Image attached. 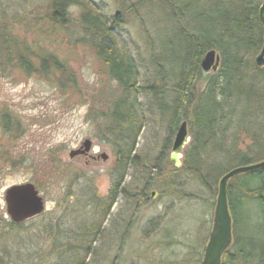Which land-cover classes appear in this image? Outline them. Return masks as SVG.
Segmentation results:
<instances>
[{"label": "trees", "instance_id": "obj_1", "mask_svg": "<svg viewBox=\"0 0 264 264\" xmlns=\"http://www.w3.org/2000/svg\"><path fill=\"white\" fill-rule=\"evenodd\" d=\"M115 2L117 11L110 18L101 14L91 0H50L45 15L46 22L63 29L70 25V12L76 9L79 28L76 42L93 51L102 66V74L109 83L115 84L114 88L102 94L95 91L98 97L105 98L102 110L87 117L95 125V139L109 146L115 156L114 166L109 172L107 195L96 200L100 205L102 221L109 216L118 195L138 209L153 190L162 197L179 195L186 190L183 176L187 174L203 186L213 181L216 193L217 178L228 170L264 160V68H258L254 63L264 43V30L258 18L259 1L182 0L178 11L170 5V0ZM166 3L169 14L180 25L178 43L172 44L178 47L170 57L164 58L163 52L158 51L161 46L160 34H148L150 50L146 62L150 76L147 74V81L141 85L140 63L119 44L114 30L128 19L143 21L147 7L156 6L162 10ZM8 34L1 26L0 65L14 63L25 75L35 74L44 79L58 74L55 83L59 90L65 92L68 83L75 93L77 82L71 70L55 57L35 55L26 48L27 51L22 50L24 48ZM210 50L220 55V66L214 73H205L200 61ZM76 93L79 94V90ZM241 97L243 111L249 114L246 118L248 131H244L243 135L250 140V145L241 162L213 173L203 160L205 149L218 138L221 139L222 135L236 132V107ZM140 98L145 100L141 101ZM92 99V106L96 107L98 98L92 96ZM166 112V129L170 135L175 134L182 121H187L192 135L189 146L183 152L180 168L170 162L166 153L163 156L162 150L153 162L147 161L145 155L135 154L142 129L151 126V116L155 114L164 119ZM1 119L6 133L20 132V125L12 121L10 114L3 113ZM237 136H240L238 129ZM170 146L166 140L165 148ZM164 165L166 170L162 167ZM61 167L63 169L58 170V179L70 177L69 166L61 164ZM49 169L46 167L47 172ZM129 170L133 171L130 181L124 184ZM52 178L49 177V180ZM234 179L236 182H231ZM87 180L76 174L75 182L71 180L67 186L68 195L72 184L79 187L77 181L86 182L83 188L88 193L92 186ZM35 187L44 190L47 186L36 183ZM263 191L264 170L240 175L228 183L227 200L233 233L243 226V236L241 234L239 238L233 235V244L224 254L221 264H264ZM255 205L261 207L258 218L249 212V208ZM21 227L22 224L15 225L0 216V264H26L20 258L21 251L29 248L31 242L18 238L17 230ZM78 229L73 235L76 239L74 245L61 243V237L53 238L56 241L53 245L54 264H85L88 256H100V250L95 245L96 236L100 235V225ZM49 256L39 251L35 260L45 262Z\"/></svg>", "mask_w": 264, "mask_h": 264}, {"label": "rangeland", "instance_id": "obj_2", "mask_svg": "<svg viewBox=\"0 0 264 264\" xmlns=\"http://www.w3.org/2000/svg\"><path fill=\"white\" fill-rule=\"evenodd\" d=\"M91 1L106 18L117 11L115 0ZM258 1L260 5L263 0ZM49 2L0 0V27L3 26L8 35L15 38L16 44L24 48L22 50L58 59L74 73L79 90V94L77 90L72 92L68 83L65 92L59 90L55 83L58 74L44 79L35 74L25 75L14 63L0 65V216L8 220L3 200L7 188L24 183L47 186L44 190H38L44 199L45 211L22 223V227L17 230L20 240L31 242L29 248L22 249L20 258L26 264H54L53 245L56 241L53 238L61 237V243L74 245L78 228L100 225V235L96 236L95 245L101 254L98 257L88 256L85 264H200L212 226L221 177L217 178L215 193L213 181L203 186L187 174L183 176L186 190L176 197H162L153 190L150 193H155V196L145 199L138 209L118 195L109 216L101 220L100 205H97L96 200L107 195L109 172L114 166L115 156L109 146L95 139V125L87 117L102 110L105 98L98 97L95 91L102 94L114 88L115 84L109 83L102 74V66L93 51L76 42L79 34L78 11L71 10V23L66 28L53 27L45 20ZM181 4L182 0H170V5L176 11ZM147 9L143 21L128 19L114 30L119 44L140 63L141 85L147 81V74L150 76L146 62L150 50L148 34H160L161 46L158 51L168 58L178 47L172 44L178 43L180 27L169 14L167 3L162 10L156 6ZM33 61L36 62V59ZM92 96L98 98L96 107L92 106ZM3 113L10 114L12 121L20 125V132L4 131L1 122ZM248 116V112L243 111L241 97L235 117L240 136H237L236 129V134H224L205 149L203 160L213 173L241 162L250 145V140L243 135L244 131H248ZM167 119V112L164 119L155 114L151 116V126L142 129L135 154L145 155L147 161L153 162L162 150L163 156L166 153L170 160L175 134L168 133ZM187 131L191 142L188 123ZM85 140L91 141L89 153L71 158L69 153L80 149ZM166 140L171 145L168 149L165 148ZM97 154H106L108 159L92 160ZM61 164L69 166L70 177L58 179L63 169ZM46 167L50 168L48 172ZM162 167L167 169L165 165ZM51 168L52 172H49ZM132 172L129 170L124 184L130 181ZM76 174L83 176L84 180L89 179L93 189L90 188L87 193L83 188L86 182L77 181L82 184L81 187L72 184L68 195L67 186L71 180L75 182ZM49 177H53V180H49ZM231 182L235 183L236 179ZM84 195L86 197H82ZM255 206H251L249 212L258 218L261 207ZM241 234L243 236V226L233 233L234 237L239 238ZM39 251L51 256L39 263L35 260Z\"/></svg>", "mask_w": 264, "mask_h": 264}, {"label": "water", "instance_id": "obj_3", "mask_svg": "<svg viewBox=\"0 0 264 264\" xmlns=\"http://www.w3.org/2000/svg\"><path fill=\"white\" fill-rule=\"evenodd\" d=\"M258 18L264 30V0L258 9ZM258 68H264V43L254 60ZM220 66V55L215 50L204 54L200 61L203 72H216ZM190 142L187 122L182 121L176 132L170 151V161L176 168L181 167L182 150ZM91 149V141L85 140L80 149L72 150L69 156L86 155ZM103 161L108 159L102 154ZM264 170V160L247 166L234 167L221 176L218 183V195L214 207L212 226L207 242L202 250L200 264H221L224 254L233 243V223L227 200V186L231 179L246 174H254ZM155 196V193H153ZM264 202V191L262 193ZM6 216L15 225L40 216L45 211V202L39 191L32 183L13 185L3 193Z\"/></svg>", "mask_w": 264, "mask_h": 264}, {"label": "flooded vegetation", "instance_id": "obj_4", "mask_svg": "<svg viewBox=\"0 0 264 264\" xmlns=\"http://www.w3.org/2000/svg\"><path fill=\"white\" fill-rule=\"evenodd\" d=\"M94 158L95 159H98V158H102V155L100 154H97L95 157H93V159L92 160H94ZM150 198H153V194L152 193H150Z\"/></svg>", "mask_w": 264, "mask_h": 264}]
</instances>
